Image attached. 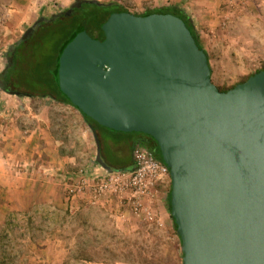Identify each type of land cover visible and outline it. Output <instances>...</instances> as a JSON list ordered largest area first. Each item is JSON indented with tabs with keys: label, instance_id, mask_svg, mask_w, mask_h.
<instances>
[{
	"label": "water",
	"instance_id": "95a60500",
	"mask_svg": "<svg viewBox=\"0 0 264 264\" xmlns=\"http://www.w3.org/2000/svg\"><path fill=\"white\" fill-rule=\"evenodd\" d=\"M97 22L60 53L62 93L100 126L157 142L183 264H264V72L221 92L179 17L107 13Z\"/></svg>",
	"mask_w": 264,
	"mask_h": 264
},
{
	"label": "rangeland",
	"instance_id": "374dc122",
	"mask_svg": "<svg viewBox=\"0 0 264 264\" xmlns=\"http://www.w3.org/2000/svg\"><path fill=\"white\" fill-rule=\"evenodd\" d=\"M99 1L117 2L136 14L172 4L188 10L195 18L201 44L210 56L212 80L218 87H230L264 68V0ZM75 2L77 0H0V68L8 62L11 46L39 20L67 12ZM0 95H4L1 89ZM4 98L8 99L7 106L12 112L7 115L0 108V117L16 120L22 111L18 105L14 106L16 103L25 106L34 103L35 107L43 109L45 104L53 103L49 99L15 95ZM52 108L59 136L74 150L87 152L88 157L80 160V165L74 169L57 173L56 189L49 193L47 188L39 198L41 203L34 205L35 201L27 200L23 209L16 210L10 220L0 221V264H168L165 244L172 224L162 208L168 203L170 176L152 197L107 193L95 203L89 193L72 197L66 186L69 173L84 170L90 179L115 173L95 164V137L91 132L88 134L87 124L80 122L79 114L72 115L64 106L53 105ZM21 121L20 118L19 124ZM109 134L105 132L104 137ZM88 140L91 148H82ZM114 147L123 159L117 153H109L108 159L126 163V147ZM23 165L21 162L18 167ZM138 202L142 204L140 214L134 212V204ZM146 208L149 216L143 212ZM80 251L86 252L91 261L78 260Z\"/></svg>",
	"mask_w": 264,
	"mask_h": 264
},
{
	"label": "trees",
	"instance_id": "16d2710c",
	"mask_svg": "<svg viewBox=\"0 0 264 264\" xmlns=\"http://www.w3.org/2000/svg\"><path fill=\"white\" fill-rule=\"evenodd\" d=\"M81 2V7H76V11L68 16L65 12L56 13L50 19L44 18V22L37 23L31 34L26 38H21L11 46L8 52V62L0 68V89L4 95H0V108L2 113L11 115L12 110L7 106L8 99L5 95H11L10 92L19 93L18 97H27L30 99L51 100L55 105L69 106L85 119L94 136H97L101 142V151L103 161L110 167L109 172L131 171L128 168L130 164V153L136 145L141 143L147 147L157 159L163 162L161 151L155 140L144 134L119 133L104 128L91 118L85 116L78 108H76L70 100L62 93L56 77L58 59L60 53L67 42L75 35V33L87 24L92 25L95 29H101L97 18L107 13H132L124 5L117 2H101L99 0H77ZM137 16H151L154 14H170L182 19L188 29L191 31L198 46L205 51L201 44L200 36L196 28L194 16L188 10L178 4H172L166 7L147 10L143 14ZM207 53V51H205ZM210 64V56L207 53ZM211 67V64H210ZM212 69V67H211ZM264 72V68L257 70L245 77L239 83L230 87H218L221 92H227L240 84L247 82L255 74ZM213 74V71H212ZM16 96V95H15ZM4 98V99H3ZM103 132L111 133L109 138L103 137ZM142 136L149 137L153 145L140 142ZM124 145L128 154L126 163L111 162L108 159L109 153H116L114 146ZM119 158L123 159L121 155ZM164 163V162H163ZM97 166H102L95 161ZM104 169V168H103ZM70 175V174H69ZM171 178L167 191L168 207L170 211V220L172 228L166 235V252L168 264H183L184 253L182 251L183 242L178 227L172 217L171 207ZM125 249V247L123 248ZM91 257L84 251H80L78 260L91 261Z\"/></svg>",
	"mask_w": 264,
	"mask_h": 264
},
{
	"label": "crops",
	"instance_id": "0c3cea01",
	"mask_svg": "<svg viewBox=\"0 0 264 264\" xmlns=\"http://www.w3.org/2000/svg\"><path fill=\"white\" fill-rule=\"evenodd\" d=\"M27 105L23 103L14 105L22 110L19 116L22 124H19L20 118L16 120L0 117V221L10 220V216L16 210L23 209L27 200L35 201L34 205L41 203L39 198L47 188L49 193L56 189L54 185L59 180L56 178L57 173L74 169L80 165V160L88 157L87 152L83 154L74 150L73 146H69V142L62 139L55 130L58 126L53 123L51 112L55 104L52 103L51 106L45 104L44 109L35 107L34 103ZM64 107L70 110L72 115L77 113L69 106ZM23 109H27L28 112L26 110L23 112ZM78 119L81 123L85 122V119L79 115ZM87 130L90 134L88 125ZM24 133L26 136L23 137ZM102 135L104 137L105 132ZM106 136L109 138L111 134ZM83 146L82 148L88 146L90 149V141L88 140ZM21 162L24 165L19 168ZM133 167L131 151L128 168ZM48 195L51 197V194ZM162 210L170 216L168 203Z\"/></svg>",
	"mask_w": 264,
	"mask_h": 264
},
{
	"label": "built area",
	"instance_id": "2783aa9c",
	"mask_svg": "<svg viewBox=\"0 0 264 264\" xmlns=\"http://www.w3.org/2000/svg\"><path fill=\"white\" fill-rule=\"evenodd\" d=\"M133 164L131 171L115 172L97 179H90L84 170L70 174L66 179L68 192L72 197L89 193L94 203L107 193H131L135 198L152 197L170 176L169 168L142 144L133 149ZM141 211L142 204H134V212L140 214ZM143 212L147 216L150 214L148 208Z\"/></svg>",
	"mask_w": 264,
	"mask_h": 264
},
{
	"label": "flooded vegetation",
	"instance_id": "af4514ba",
	"mask_svg": "<svg viewBox=\"0 0 264 264\" xmlns=\"http://www.w3.org/2000/svg\"><path fill=\"white\" fill-rule=\"evenodd\" d=\"M76 7L80 8L81 7V2L78 1V2H75L74 4H72L69 7V9L67 10V12H65L66 15H68V16L72 15L76 11ZM42 22H44V19L43 18L41 20H39L37 23H42ZM37 23L33 26V29L37 25ZM24 38L26 39V37H24ZM139 141L140 142H143V143H146V144H148L150 146L153 145L152 140L149 137H146V136L140 137L139 138ZM139 144H141V143H139Z\"/></svg>",
	"mask_w": 264,
	"mask_h": 264
}]
</instances>
